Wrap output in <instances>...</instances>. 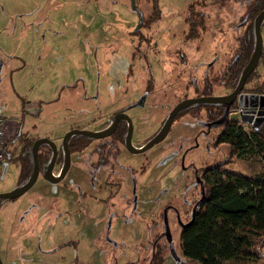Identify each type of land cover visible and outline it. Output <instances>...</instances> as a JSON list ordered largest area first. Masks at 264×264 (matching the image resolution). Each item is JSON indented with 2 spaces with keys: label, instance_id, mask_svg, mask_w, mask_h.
Listing matches in <instances>:
<instances>
[{
  "label": "rangeland",
  "instance_id": "obj_1",
  "mask_svg": "<svg viewBox=\"0 0 264 264\" xmlns=\"http://www.w3.org/2000/svg\"><path fill=\"white\" fill-rule=\"evenodd\" d=\"M135 1L144 16L151 13V0ZM250 2L158 0L159 20L139 27L131 0H0V114L12 120L24 102L38 103L39 114L25 115L23 130L30 140L45 136L57 145L67 130H97L113 119L115 108L142 98L127 114L132 144L145 142L182 96L228 92L208 81L234 53ZM191 3H202L195 18L203 17L204 27L196 23L200 35L186 39ZM260 31L258 76L247 88L264 80V21ZM236 101L231 117L248 126L260 122L264 95L242 91ZM206 119L203 110L182 111L151 147L134 153L118 144L121 152L109 150L102 170L93 171L89 153L69 141L70 165L59 181L39 173L21 195L0 198L1 263L196 264L180 250L179 223L192 216L201 169L228 153L225 144L211 145L220 128L203 124ZM122 131L120 125L103 140L115 147ZM9 158L0 164V192L18 186L19 165ZM227 168L255 177L264 175V160L252 152L234 157ZM128 192L124 210L118 197ZM175 210L178 218L171 221L169 211ZM165 222L178 260L165 248L153 261V246L165 247ZM249 264H264V258Z\"/></svg>",
  "mask_w": 264,
  "mask_h": 264
},
{
  "label": "trees",
  "instance_id": "obj_2",
  "mask_svg": "<svg viewBox=\"0 0 264 264\" xmlns=\"http://www.w3.org/2000/svg\"><path fill=\"white\" fill-rule=\"evenodd\" d=\"M151 3L152 10L149 19L154 20L159 12L158 0H151ZM250 5L245 14L244 32L242 31L236 38L238 45L224 68L209 79L210 87H223L227 88L228 92L231 91L249 59L255 40L253 20L259 9L264 7V0H251ZM196 10L197 6L191 3L187 13L190 15L186 16L189 26L186 33L187 39H194L200 35L196 23L204 27L203 17L195 18ZM257 64L247 76L240 92L247 91L264 95V80L258 86L246 87L248 83L257 79ZM196 90H198L197 86ZM37 105L39 106L38 103ZM190 108L194 109L197 114L203 109L205 116L209 117L205 121L209 122L221 115L224 104L191 103L183 106L176 115ZM237 109L235 98L229 107L225 121L217 125L220 128L219 133L212 138L211 145L217 147L225 144L228 147V153L224 159L203 168L200 176L204 179L203 193L199 194L200 199L188 223L181 228L180 250L185 257L196 264H221L226 260L244 262L264 258L261 249L264 245V175L258 174L253 177L227 168L234 157H241L252 152H257L264 160V114L260 122L257 124L253 122L248 126L245 125L247 123H242L247 122L246 119L230 116V113L236 112ZM246 110L250 111L253 108L247 107ZM37 112L38 110L34 111L26 107V102H24L19 110L20 117L13 114V118H16V127L8 140L4 156L5 158L10 157L9 159L19 164L18 184L27 180L33 167L31 155L33 140L28 139L26 130H23L24 117L39 114ZM244 126H247L249 130H246ZM91 140V137L81 134H74L69 138L70 144L80 150L90 144ZM10 143H16V147L8 149ZM18 143L22 144L20 148L17 146ZM48 159L49 153L44 152L43 149L39 159L41 167ZM162 250L161 244H158L154 251L153 261L162 259Z\"/></svg>",
  "mask_w": 264,
  "mask_h": 264
},
{
  "label": "water",
  "instance_id": "obj_3",
  "mask_svg": "<svg viewBox=\"0 0 264 264\" xmlns=\"http://www.w3.org/2000/svg\"><path fill=\"white\" fill-rule=\"evenodd\" d=\"M131 7L134 9L135 8V3L134 0H131ZM264 19V8L260 9L257 14L254 17L253 20V32H254V46L252 49V52L249 56V59L247 60L245 66L243 67L241 74L239 76V79L235 85V87L229 91L228 93L225 94H220V95H200V96H194V97H187V98H183L180 101H178L169 111L168 115L166 116L163 124L161 125V127L158 129V131L152 136L150 137L145 143H143L142 145L138 146V148H134L131 144V134H132V124H131V120L129 118V116L124 113L122 114L121 112L116 113L112 119V123L109 124L105 129H98V130H87V129H79V128H71L69 130H67L65 132V134H63L62 140H61V145L63 147V163L61 165V167L59 168V172L58 175H54L53 173V164L56 160V155H57V145L54 141H52L51 139L47 138V137H38L36 138L32 145H31V155H32V160H33V167H32V171L30 176L28 177V179L22 183L21 185L9 190V191H4V192H0V198H11V197H16L18 195H21L22 193H24L28 188H30L32 186V184L35 182L36 178L38 177L39 171H40V166H39V162H38V157H37V150H38V146L41 142H45L47 143L50 148H51V156L49 159V162L44 165L43 167V176L46 180H48L49 182H57L59 181L66 173V171L68 170V167L70 165V153H69V138L70 136L74 135V134H81V135H85L88 137H92V138H100V137H104L106 135H109L113 132V130L116 128L117 122L118 120L123 118V115L125 117V119L127 120V132H126V136H125V146L128 150H130L131 152H140L143 151L149 147H151L154 143L158 142L159 140H161L167 133L173 119L174 116L176 115V113L185 105L191 104V103H201V102H205V103H223L224 104V108L223 111L221 113V115L209 122H202L203 124H206L208 126H212V125H218L222 122L225 121L227 115H228V111H229V107L231 105V103L235 100V98L237 97L238 93L241 91L245 80L247 78V76L250 74V72L252 71V69L254 68V66L256 65L260 54L262 52V35H261V31H260V27H261V23H263ZM245 21V19L241 22V24H243V22ZM141 100L135 101L132 104H129L127 107H131L133 105H136L137 103H140ZM184 226L187 224L185 223H181ZM165 236H166V240L168 242L169 248H170V252L172 254V256L178 260L177 254L173 248V244H172V239H171V235H170V231L168 228V225L165 222ZM0 264L1 260H0Z\"/></svg>",
  "mask_w": 264,
  "mask_h": 264
},
{
  "label": "flooded vegetation",
  "instance_id": "obj_4",
  "mask_svg": "<svg viewBox=\"0 0 264 264\" xmlns=\"http://www.w3.org/2000/svg\"><path fill=\"white\" fill-rule=\"evenodd\" d=\"M134 2H135V12L137 13L136 15H137V17H138V19L140 20L139 21V27L141 26V25H144L145 27H147L149 24H151V23H153V22H155V21H157V19L159 18V17H156L154 20H152V19H149V14L148 15H146V16H144V14H143V12L141 11V9L137 6V4H136V1L134 0ZM206 4V3H205ZM196 5H202V3H198V4H196ZM204 5V4H203ZM188 7H189V5H188ZM188 7H187V13H188ZM264 8V7H263ZM260 9H262V8H260ZM259 9V10H260ZM198 10V11H197ZM197 10H196V12L197 13H200L199 11H200V9L197 7ZM247 12V11H246ZM246 14V13H245ZM244 14V15H245ZM158 15V14H157ZM243 15V16H244ZM186 16H187V14H186ZM246 18V15L244 16V19ZM159 20V19H158ZM186 20H187V17H186ZM187 24V23H186ZM188 25H187V31H188ZM187 31H186V33H187ZM186 33H185V38H186ZM187 39V38H186ZM175 51L178 53L177 54V57L181 54V56H183V53H182V51L179 49V48H175ZM145 90H147V87H145L144 88ZM228 93V92H227ZM196 96H200V95H196ZM191 97H194V96H191ZM183 98H187V95H184V96H182L181 98H179V101L181 100V99H183ZM138 100H141V102H142V98L140 99V98H138ZM137 100V101H138ZM178 102V101H177ZM176 102V103H177ZM175 103V104H176ZM36 105H37V103H35ZM175 104H173V106L175 105ZM129 104H122V105H120V106H118L117 108H115L114 109V111H113V114L115 113H119V112H121L122 114H124V113H126L127 114V110H128V106ZM173 106H171L170 108H168V111L165 113V115H163L162 117H161V119H160V121L162 122V120H163V122H164V118H166V116L168 115V113H169V111L171 110V108L173 107ZM38 110V109H37ZM36 109H34V111H37ZM203 110V109H202ZM204 111V110H203ZM128 115V114H127ZM175 117V116H174ZM14 121H15V127H16V118H14ZM161 122L158 124V126L156 127V129L152 132V134L150 135V137H152L157 131H158V129L161 127V125L163 124V122H162V124H161ZM204 122H208V121H205L204 120ZM112 123V118L111 119H109V121H108V123H106L105 125L103 124L102 126H100L98 129H105L109 124H111ZM128 123H127V120L125 119V117H124V115H123V118L122 119H120V120H118V122H117V125H116V128L113 130V132L111 133V134H109V135H112V134H116V132H117V130H118V128H119V126L120 125H123V128H124V130H125V132H121V134H120V136H118V140L116 141V143H117V145L115 146V147H113V146H111V145H108L107 144V141H105V140H103L104 139V137H106V136H108V135H106V136H104V137H100V138H92V140L90 141V144L94 141V140H99V141H96L94 144H92V145H90V144H88V145H85L84 147H83V149L84 150H86L88 153H89V157H90V162H91V164H92V170L94 171V169H100V170H102L103 168H104V166L102 165V164H100L101 162H103L106 158H107V153H108V151L109 150H111V149H117V150H119L120 152H121V150H120V146L118 145V144H120L121 145V147L123 148V149H125V150H128L127 148H126V146H125V136H126V132H127V125ZM132 124V123H131ZM161 124V125H160ZM221 124V123H220ZM159 125H160V127H159ZM206 125V124H205ZM212 126H217V125H212ZM159 127V128H158ZM97 129V130H98ZM38 137H43V136H38ZM45 137V136H44ZM149 137V138H150ZM130 140H131V138H130ZM34 141V140H33ZM147 141V140H146ZM145 141V142H146ZM145 142H142V143H139V144H132V142H131V144H132V146L134 147V148H138V146H140V145H142L143 143H145ZM33 143V142H32ZM43 143H45V142H41L40 144H39V146H38V150H37V157H38V162H39V159H40V156H41V152H42V150L44 149V152H47V153H49V159H50V156H51V153H52V151H51V148H50V146L47 144V143H45L46 145L45 146H43L42 144ZM32 145V144H31ZM19 148L22 146V144H19L18 143V145H17ZM209 146H210V144H209ZM83 149H81V150H83ZM70 150H71V148L69 147V153H70ZM129 152H131L130 150H128ZM63 147H62V145H61V141L59 142V144H57V155H56V160H55V162H54V164H53V169L54 168H57L56 170H58L56 173L53 171V173H54V175H58V172H59V168L61 167V165H62V163H63ZM49 159H48V161L44 164V165H46L48 162H49ZM123 161H124V159H123ZM125 162V161H124ZM40 163V162H39ZM18 164V163H17ZM58 164V165H57ZM19 165V164H18ZM44 165L41 167V165L39 164V166H40V171H39V173H42L43 171V167H44ZM56 166V167H55ZM204 168V167H203ZM203 168L201 169V174L200 175H198V178H197V184H198V190H199V194L201 193V195H202V193H203V183H204V179L203 178H201L200 176L202 175V170H203ZM31 174V173H30ZM30 174H29V176H30ZM39 175V174H38ZM42 175H43V173H42ZM93 176H94V174H93ZM44 177V176H43ZM28 179V178H27ZM113 180V179H112ZM26 180H23L22 181V183H24ZM22 183H20V184H18V186L19 185H21ZM117 183H118V181H117ZM118 184H120V182L118 183ZM17 186V185H16ZM19 196V195H18ZM17 197V196H16ZM76 199H79V198H76ZM97 200H100V199H102V197L100 196L99 198H96ZM200 199V195L194 200V198L192 199V201H191V205H190V210L192 211V215H193V212H194V209H195V206L197 205V201ZM120 203H122V204H120ZM120 204V206H123L124 207V210H125V208H127V207H129V192L127 193V195L126 196H124L123 198L121 197V198H119L118 197V205ZM85 206V208H87L86 207V204L84 205ZM173 212V213H172ZM172 213V214H171ZM169 215H171V218H170V220L171 221H176L177 220V218H178V215H179V213H178V210H175V211H169ZM186 222V221H185ZM181 223H184V222H181ZM181 223H179L180 224V227L182 228V226H181ZM78 227L79 228H81V226H80V224L78 225ZM93 226H90V228H92ZM169 228V227H168ZM165 233V232H164ZM163 234V233H162ZM160 235V234H159ZM158 235V236H159ZM157 236V237H158ZM164 237V236H163ZM70 243H74L75 244V242L74 241H70ZM165 243V244H164ZM158 244H160V243H158ZM157 244V245H158ZM156 245V246H157ZM163 245H165V247L163 248V250H165V248H167V249H169L170 250V248H169V245H168V242H167V240H166V242H163ZM156 246L154 247L153 246V251H155V249H156ZM163 250H162V252H163ZM161 256L163 257V255H162V253H161ZM222 264V263H221Z\"/></svg>",
  "mask_w": 264,
  "mask_h": 264
},
{
  "label": "built area",
  "instance_id": "obj_5",
  "mask_svg": "<svg viewBox=\"0 0 264 264\" xmlns=\"http://www.w3.org/2000/svg\"><path fill=\"white\" fill-rule=\"evenodd\" d=\"M13 121L15 125V121L10 120L8 117H5L0 114V164L5 158V150L8 144V140L13 132L9 131V125Z\"/></svg>",
  "mask_w": 264,
  "mask_h": 264
},
{
  "label": "crops",
  "instance_id": "obj_6",
  "mask_svg": "<svg viewBox=\"0 0 264 264\" xmlns=\"http://www.w3.org/2000/svg\"><path fill=\"white\" fill-rule=\"evenodd\" d=\"M26 107L30 108V110H34L38 107V105H36L35 103H30V105L26 103ZM39 112L40 110L38 109L37 113ZM31 113H34V112H31ZM223 264H249V261H244V262L243 261H224Z\"/></svg>",
  "mask_w": 264,
  "mask_h": 264
}]
</instances>
